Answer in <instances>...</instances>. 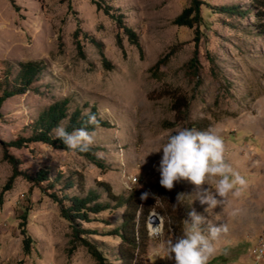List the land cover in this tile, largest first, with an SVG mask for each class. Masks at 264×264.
<instances>
[{
    "label": "rangeland",
    "instance_id": "rangeland-1",
    "mask_svg": "<svg viewBox=\"0 0 264 264\" xmlns=\"http://www.w3.org/2000/svg\"><path fill=\"white\" fill-rule=\"evenodd\" d=\"M189 1L0 0V84L5 61L43 64L38 82L33 83L38 93L27 90L0 105V189L11 174V165L2 158L5 151L23 175L32 177L39 168L48 167V177L58 174L59 181L81 183L83 191L94 188L95 181L105 183L117 195L125 196L131 189L151 196L158 191L165 195H161L165 203L156 200L152 206L162 212L152 208L149 213L161 221V231L156 237H147L143 254L134 252L135 264H173L162 251L166 241L174 238L170 221L162 213L183 193L185 197L175 205L178 237L191 209L206 218L205 234L209 216L227 226V232L215 242L216 251L208 264H264V257L257 262L252 258L264 236V36L251 27L252 14L214 10L219 6L245 9L249 0H200L204 5L199 7L198 24L191 28L172 25ZM96 5L122 15L123 24L136 34L141 53ZM75 40L82 58L76 54ZM194 48L195 71L188 72L185 65ZM168 53L165 64L149 70ZM101 55L108 70L102 67ZM177 99L183 107L175 117L172 105ZM56 100L67 102L69 113L78 108L84 114L93 108L96 117L108 123V128L92 131L91 147L97 149L102 169L72 152L41 144L18 149L5 146L28 135L41 110ZM185 127L211 130L223 138L226 163L248 181L239 198L229 193L212 210L199 202L196 187L188 181L175 183L172 190L160 186L157 168L162 151H157L171 133ZM127 177H136L137 182L124 190L122 182ZM57 189L19 175L3 193L0 264H97L84 246L72 241L69 223L61 218L59 206L51 198L58 194ZM206 189L215 190L212 178L199 191ZM235 209L240 212L233 216ZM121 211L113 207L95 215L94 222L82 224L97 231L88 236L89 241H95L94 246L111 264H118L117 252L124 247L116 237L101 235L117 226ZM21 217L30 238L27 254L21 248ZM104 218L108 226L99 222Z\"/></svg>",
    "mask_w": 264,
    "mask_h": 264
},
{
    "label": "trees",
    "instance_id": "trees-1",
    "mask_svg": "<svg viewBox=\"0 0 264 264\" xmlns=\"http://www.w3.org/2000/svg\"><path fill=\"white\" fill-rule=\"evenodd\" d=\"M93 2V0H91ZM204 5L200 0H190L187 7H184L181 12L172 20V25L177 27H186L191 28L192 26L198 24L201 21L199 7ZM96 9H101L102 13L111 19L116 27L122 31L123 35L126 37L130 45L134 46L139 53H141V48L138 42V38L134 31L129 27H126L122 21L121 14H114L115 12L111 10L110 7L100 8L96 5ZM216 12L226 13L228 15H240L247 16L252 14L254 19L253 29L256 34L264 36V0H249L248 5L245 9L234 6H219L216 7ZM194 42L197 41L195 37ZM93 43V41H92ZM116 46L120 48V39L115 36ZM75 49L76 54L80 58L83 57L81 46L77 40H75ZM172 50V49H171ZM173 53V51L171 52ZM168 54L164 55L162 58L156 60L152 69H158L161 65L165 64L168 60ZM196 49L194 48L192 56L186 62V69L188 72L195 71L196 65ZM102 67L109 69L108 62L101 55ZM5 65L4 73L2 75L4 81L3 84H0V105L9 97L21 95L27 90H32V92L38 93L36 89V84L38 78L41 75L43 70L42 62H33L27 61L23 63L12 64L9 61L3 63ZM4 68V67H3ZM16 70L13 78L11 80L7 79V76L12 73L13 70ZM177 107L174 108L173 105ZM66 103L64 100H56L51 104L47 105L41 112L38 114L37 118L33 121L32 125L29 128V134L25 136H18L15 140L10 141L6 144V147L13 148H22L30 144H41L45 145L53 150H60L64 152H71L67 150L63 142L55 137L53 129L57 126H64L67 131L71 132L74 129L81 127L86 128L89 132L94 131L97 128H108V123L104 120L97 118L98 125H90L87 123L88 116L81 114V111L78 108H74L70 113L66 108ZM172 108L174 110L175 117L180 112V107L182 103L179 99L173 102ZM91 114H94V109L91 108ZM175 134V133H171ZM97 151L96 148L90 147V150L86 153L76 152L75 155L84 158L93 166L102 169L103 164L98 156L95 155ZM2 158L11 165V174L7 178L5 184L0 189V203L2 201V195L4 192L8 191L11 188L13 180L22 175L25 180L28 181H38L45 182L47 188H58V194L53 195L51 198L59 206V214L62 219L69 223L71 232H72V241L78 242L86 248L91 258L97 264H111L107 263L106 259L102 256L100 251L94 246V242L89 241V235H97L96 230H90L88 228L82 227V224H88L95 221V215L109 210L114 207V209H121V215L116 227H113L109 233L102 234L101 236H114L119 239L121 245L124 247L121 251L117 252L115 261L118 264H135L134 252L143 254L146 248L147 236L145 230V219L149 214L150 210L153 208L155 211H159L156 207H153L152 204L158 201L159 204L165 203L161 193L155 190L154 195H148L144 200L141 199V196L145 191L133 190L131 189L127 195H117L114 194L108 185L102 182L95 181L94 188L90 187L87 191H83V186L81 183L71 181L69 179H64L59 181L60 175L55 174V176L48 177L49 168L41 167L35 171L34 175L31 177L29 175H23V172L17 171V162L16 160L5 153L2 154ZM63 182V183H61ZM73 186V189L69 192V188ZM162 195V196H161ZM101 196H103L101 198ZM162 212V211H159ZM176 209L173 204V207H168L165 213H162L170 221V226L172 228V235L178 237V219L176 216ZM101 223L108 226L109 223L107 220L100 219ZM20 229V234L22 236L21 248L24 254L28 253V248L30 244V238L25 231V218L21 217L20 222L18 223Z\"/></svg>",
    "mask_w": 264,
    "mask_h": 264
},
{
    "label": "clouds",
    "instance_id": "clouds-1",
    "mask_svg": "<svg viewBox=\"0 0 264 264\" xmlns=\"http://www.w3.org/2000/svg\"><path fill=\"white\" fill-rule=\"evenodd\" d=\"M84 114L88 116V124L98 125L96 115L87 109ZM53 132L73 154L77 151L86 153L94 144L95 133L84 127L69 132L64 126H57ZM160 151L162 156L157 168L160 186L172 190L175 183L188 181L196 187L199 202L202 205L207 204L208 208L223 204L229 193L239 198L247 187L248 181L245 177L225 161L223 138L211 130L181 128L168 136L167 142L157 152ZM209 178L213 179L215 190L199 191ZM148 195L149 193H144L141 199H146ZM183 197H185L183 193L178 194L174 206L182 201ZM217 197L222 199L218 200ZM239 212L240 209H235L232 215L236 216ZM205 223L206 218L195 209L188 211L186 218L183 219V234L166 241L162 249L165 259L172 261L173 264H208L216 251L214 242L228 229L224 224L220 226L209 224L205 234L202 227Z\"/></svg>",
    "mask_w": 264,
    "mask_h": 264
},
{
    "label": "built area",
    "instance_id": "built-area-1",
    "mask_svg": "<svg viewBox=\"0 0 264 264\" xmlns=\"http://www.w3.org/2000/svg\"><path fill=\"white\" fill-rule=\"evenodd\" d=\"M137 182L136 177H127L126 181L122 182V188L124 190H129ZM151 215L155 217V220H151ZM150 225H154V230L150 229ZM157 228V229H156ZM161 231V221L155 214L150 213L146 219V234L147 237H156ZM264 257V236L259 239L254 250L252 251V258L254 262L259 261Z\"/></svg>",
    "mask_w": 264,
    "mask_h": 264
},
{
    "label": "crops",
    "instance_id": "crops-1",
    "mask_svg": "<svg viewBox=\"0 0 264 264\" xmlns=\"http://www.w3.org/2000/svg\"><path fill=\"white\" fill-rule=\"evenodd\" d=\"M207 206V209H209L208 208V205H205V207ZM212 210H214V208L212 209ZM217 215H219V212L217 213ZM211 216H209V218H208V221H207V225L209 226V224H215L216 226H220V223L219 222H217V218H210ZM224 220V219H223ZM225 225V221L223 222V223H221V225ZM208 228V227H207ZM224 236V233H221V235H220V237L216 240V241H219L222 237ZM215 241V242H216ZM215 242H214V245H215ZM216 246V245H215Z\"/></svg>",
    "mask_w": 264,
    "mask_h": 264
},
{
    "label": "bare ground",
    "instance_id": "bare-ground-1",
    "mask_svg": "<svg viewBox=\"0 0 264 264\" xmlns=\"http://www.w3.org/2000/svg\"><path fill=\"white\" fill-rule=\"evenodd\" d=\"M150 229L154 230V225H150ZM157 229V228H156Z\"/></svg>",
    "mask_w": 264,
    "mask_h": 264
},
{
    "label": "water",
    "instance_id": "water-1",
    "mask_svg": "<svg viewBox=\"0 0 264 264\" xmlns=\"http://www.w3.org/2000/svg\"><path fill=\"white\" fill-rule=\"evenodd\" d=\"M151 220H155V217H154V216H152V217H151Z\"/></svg>",
    "mask_w": 264,
    "mask_h": 264
}]
</instances>
